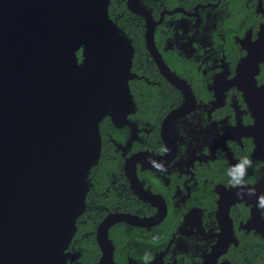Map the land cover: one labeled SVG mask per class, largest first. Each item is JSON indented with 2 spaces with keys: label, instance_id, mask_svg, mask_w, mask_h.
Here are the masks:
<instances>
[{
  "label": "flooded vegetation",
  "instance_id": "af4514ba",
  "mask_svg": "<svg viewBox=\"0 0 264 264\" xmlns=\"http://www.w3.org/2000/svg\"><path fill=\"white\" fill-rule=\"evenodd\" d=\"M138 3L157 22L154 41L164 62L189 91L161 73L147 48V20L127 0L144 22L148 56L171 89L150 109L163 115L154 124L138 117L133 97L125 122L117 125L106 115L115 127L108 138L118 153L110 159L119 161L122 175L111 174L105 217L127 213L149 220L145 226L110 227L114 261L208 264L218 254L212 264H264V210L257 207L264 195V122L257 120L258 111L264 113V0ZM133 73L131 79H147ZM245 156L253 162L244 178L256 190L252 196L231 187L227 175ZM128 169L148 200L133 189ZM220 202L227 208L222 220ZM160 213L162 219L153 223ZM81 240L70 242L72 254L64 264H85Z\"/></svg>",
  "mask_w": 264,
  "mask_h": 264
},
{
  "label": "water",
  "instance_id": "95a60500",
  "mask_svg": "<svg viewBox=\"0 0 264 264\" xmlns=\"http://www.w3.org/2000/svg\"><path fill=\"white\" fill-rule=\"evenodd\" d=\"M128 7L147 20V48L161 73L188 93L155 45L157 22L138 0ZM132 61L133 46L109 17L108 0H0V264H64L72 254L88 172L101 150L99 124L110 115L120 125L135 106ZM257 120L264 122L263 111ZM130 178L148 200L136 175ZM220 204L222 220L227 208ZM148 221L108 214L96 232L98 264H118L113 224Z\"/></svg>",
  "mask_w": 264,
  "mask_h": 264
},
{
  "label": "trees",
  "instance_id": "16d2710c",
  "mask_svg": "<svg viewBox=\"0 0 264 264\" xmlns=\"http://www.w3.org/2000/svg\"><path fill=\"white\" fill-rule=\"evenodd\" d=\"M127 0H108V14L119 30L130 40L133 46L132 71L138 76L145 78H134L129 81L130 93L134 98L138 117L145 118L152 124L162 118V114L153 113L150 109L162 103L163 96L169 92L171 85L159 74L152 60L148 56L145 44V26L143 20L132 13L126 4ZM79 60L82 59V50L78 51ZM150 81V82H148ZM163 93V94H162ZM177 96H171L176 98ZM167 99V98H166ZM101 133V150L97 162L91 166L88 172V186L85 194V209L79 215L75 223V233L72 240H81L82 253L85 264H96L101 251L96 241V230L98 224L109 212L103 206L109 207L111 198L110 178L114 172L117 176L122 175V170L117 167L118 160H112V156L118 155L114 145L108 138V134L115 127L106 116L99 124ZM110 211L112 209H109ZM112 234V232H110ZM111 237V236H110ZM118 242L119 239L115 238ZM119 247V243H116ZM121 244V243H120Z\"/></svg>",
  "mask_w": 264,
  "mask_h": 264
},
{
  "label": "clouds",
  "instance_id": "9594fccd",
  "mask_svg": "<svg viewBox=\"0 0 264 264\" xmlns=\"http://www.w3.org/2000/svg\"><path fill=\"white\" fill-rule=\"evenodd\" d=\"M164 151L167 152V149H164ZM151 162L155 167L163 170V165H156L154 161ZM252 163H253L252 160L249 157L245 156L242 157L236 165L230 167L227 171V175L230 178L229 183L231 187L233 188L239 187L245 189L246 192L244 194H247L249 196L256 194V190L254 188H247V182L244 179L245 176L247 175V169L252 167ZM241 195H242L241 192H237V196H241ZM257 199H258L257 207L264 210V195H260ZM153 239L155 240L156 237H153ZM148 259H150V254L145 253V261H147Z\"/></svg>",
  "mask_w": 264,
  "mask_h": 264
},
{
  "label": "rangeland",
  "instance_id": "374dc122",
  "mask_svg": "<svg viewBox=\"0 0 264 264\" xmlns=\"http://www.w3.org/2000/svg\"><path fill=\"white\" fill-rule=\"evenodd\" d=\"M86 186H88V180H87V185Z\"/></svg>",
  "mask_w": 264,
  "mask_h": 264
}]
</instances>
